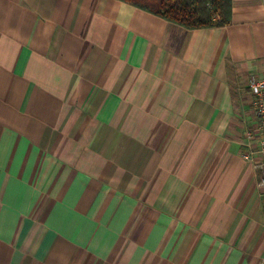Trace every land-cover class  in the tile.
<instances>
[{
	"label": "crops",
	"instance_id": "1",
	"mask_svg": "<svg viewBox=\"0 0 264 264\" xmlns=\"http://www.w3.org/2000/svg\"><path fill=\"white\" fill-rule=\"evenodd\" d=\"M252 75L264 0H0V264H264Z\"/></svg>",
	"mask_w": 264,
	"mask_h": 264
},
{
	"label": "trees",
	"instance_id": "2",
	"mask_svg": "<svg viewBox=\"0 0 264 264\" xmlns=\"http://www.w3.org/2000/svg\"><path fill=\"white\" fill-rule=\"evenodd\" d=\"M189 29L231 22L232 0H122Z\"/></svg>",
	"mask_w": 264,
	"mask_h": 264
},
{
	"label": "built area",
	"instance_id": "3",
	"mask_svg": "<svg viewBox=\"0 0 264 264\" xmlns=\"http://www.w3.org/2000/svg\"><path fill=\"white\" fill-rule=\"evenodd\" d=\"M251 96L252 122L245 129V158L253 162L258 172V186L264 190V75H252L248 79Z\"/></svg>",
	"mask_w": 264,
	"mask_h": 264
},
{
	"label": "rangeland",
	"instance_id": "4",
	"mask_svg": "<svg viewBox=\"0 0 264 264\" xmlns=\"http://www.w3.org/2000/svg\"><path fill=\"white\" fill-rule=\"evenodd\" d=\"M250 121H251V120H250ZM246 128H247V127H246ZM246 128H245V129H246ZM245 129H244V131H245Z\"/></svg>",
	"mask_w": 264,
	"mask_h": 264
}]
</instances>
